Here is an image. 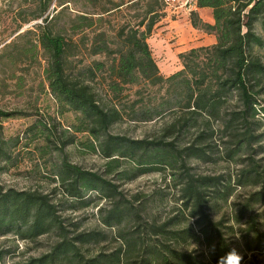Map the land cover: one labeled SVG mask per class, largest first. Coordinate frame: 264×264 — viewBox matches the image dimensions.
<instances>
[{
	"label": "trees",
	"instance_id": "16d2710c",
	"mask_svg": "<svg viewBox=\"0 0 264 264\" xmlns=\"http://www.w3.org/2000/svg\"><path fill=\"white\" fill-rule=\"evenodd\" d=\"M52 1L32 0L33 15L20 20L17 28L49 11ZM163 1L138 0L143 10L120 25L113 41L105 31L96 34L91 55L104 60L91 61V67L79 73L86 80L70 74L69 58L75 45L72 36L66 35L68 30L75 34L80 28L92 29L96 22L103 21V15L111 16L127 3L113 4L110 9L101 7L98 14L102 17L95 21L87 17H80L82 25L70 21V29L54 26L61 12L52 17L48 14L44 26L36 27L40 29L38 43L47 54L44 74L51 95L62 109L79 114L74 133H85L93 140L87 149L99 153L106 160V174L113 175L107 179L64 162L57 173L59 183L75 201L84 204L86 196L95 193L106 202L98 208V221L102 228L113 231L110 239L116 247L86 255L82 247L108 242V232H69L61 210L49 195L0 188V236L12 233L21 240L34 241L55 232L59 237L48 252L19 264H225L224 258L232 251L242 257L240 264H260L252 252L264 254L260 239L264 233L259 231L258 216L249 213L258 205L264 219V165L253 157L264 153L260 145L264 140V61L257 53L264 49V0H194L197 8L211 10L214 24L203 23L191 12V25L213 34L216 44L180 54L183 69L167 78L160 75L147 43L155 26L167 17ZM133 5H126V9ZM179 19L181 14L171 18ZM114 44L117 47H111ZM102 73H108L109 99H104L93 85ZM87 81H91V87ZM140 84L158 90L167 84L168 89L158 105L150 106V99L141 98L131 103L130 113H126L116 97L126 86ZM165 113H170L173 121L159 138L132 140L109 134L112 125L124 116L131 121L150 122ZM19 115L18 111L0 108V120ZM190 130H194L193 138L183 142L181 135ZM19 145L18 137L4 138L0 123V174L15 165L13 153ZM214 154L219 160L239 165L237 173H190L187 161L212 162ZM121 159L128 160L130 166L120 168ZM152 170H168L173 179L178 177L174 189L179 204L172 216L151 217L141 195L129 198L115 183ZM245 187L256 190L245 199L236 222L247 216L248 233L253 235L245 241L249 258L227 243L222 220L215 221L211 216L219 202H228L235 188ZM200 241L209 248L206 259L180 249L182 244ZM10 253L0 249V261Z\"/></svg>",
	"mask_w": 264,
	"mask_h": 264
},
{
	"label": "rangeland",
	"instance_id": "374dc122",
	"mask_svg": "<svg viewBox=\"0 0 264 264\" xmlns=\"http://www.w3.org/2000/svg\"><path fill=\"white\" fill-rule=\"evenodd\" d=\"M137 2L138 0H53L49 11L36 20L17 28L20 20L30 19V15H33L32 0H0V108L21 113L19 116L0 120L5 139L16 137L20 139V145L13 153L15 165L0 174V188L3 190L37 191L49 195L61 210V219L69 232L105 230L98 221V208L106 202L95 193H89L84 204L69 198L63 192L57 176L63 163L67 162L85 171L98 173L107 179H112L113 175L106 174V160L99 153L94 154L87 149L93 140L85 133H74L73 127L79 123V114L62 109L51 95L44 74L47 54L38 43L40 29L36 27L44 26L43 20L48 14H51L52 17L57 12H61L53 21L54 26L66 25V29H70V21H74L76 25H82L80 17H87L89 21L91 19L95 21L102 17L98 14L101 7L110 9L114 7L113 4L127 3L120 7L117 13H112L111 16L103 15V21L96 22L92 29L91 27L80 28L75 34L68 30L66 35L72 36L75 45L72 49L73 56L69 58L70 74L73 77L80 75L82 80H86L87 77L79 73L90 68L91 61L104 60L103 57L91 55V45L96 34L99 31H105L107 36L111 37L110 41H113L111 39L120 25L127 21L129 16L137 15L143 10L142 5ZM131 4L132 8L126 9V5ZM53 9H56V12L51 13ZM166 10V18L171 19L172 12L168 7ZM34 15H38V13ZM154 31L155 29L147 40L152 56L153 46L150 38ZM176 40H178L177 35L172 34L170 43H174ZM111 47L115 48L117 44ZM189 51L180 54H186ZM257 53L264 61V49L257 50ZM180 54H177V59L182 70ZM163 57L164 55L157 56L156 59L153 58L156 63H159ZM159 72L164 78L172 75L165 76L160 70ZM109 82L108 73H102L98 74V78L93 84L95 90L104 99H109L112 96ZM87 83L91 87V81H87ZM167 89V84L161 90L143 84L126 86L116 98L126 113H130L131 103L139 101L141 98H144L145 101L150 99V106L158 105ZM172 121L173 116L170 113H165L150 122L131 121L129 117L124 116L123 120L112 125L109 134L125 136L132 140H151L161 137L165 128ZM262 129L264 132V125ZM193 133L194 130H190L189 133L182 134L180 139L183 142L191 141ZM69 141L71 142L69 143ZM260 145L264 147V140ZM256 148L257 146H253V149ZM218 157L217 154L212 155L214 159L212 162L191 159L187 161V166L190 168V173L198 175H220L223 173L235 175L237 173L239 165L219 160ZM246 157L247 154L242 158ZM253 157L256 160L261 159L260 164L264 165V153L258 156L253 155ZM129 166L128 160L121 159L120 168L125 169ZM170 175L168 170H152L132 180L115 183L129 198L141 195L140 200L144 199L147 202V212L151 217L163 218L166 215H174L179 204L177 203V192L174 189L178 177L173 179ZM255 190L256 188L253 187L235 188L233 196L228 202H219L211 213L215 221L222 220L227 243L238 252L247 254L248 258L251 253L245 251V241L246 237L251 239L253 235L248 233L247 216L239 223L236 222V217L245 199ZM261 211V207L254 205L249 214L258 216L256 221L259 231L264 233V219L260 215ZM105 231L109 235L108 242L83 246L82 251L86 255L91 256L101 249L116 247V244L110 239L113 231ZM260 239L264 244V238ZM58 240L59 237L55 232H50L34 241L21 240L12 233L0 236V249L11 252L0 261V264H19L30 258L39 257L48 252ZM180 249L184 252L202 255L204 259L209 251L203 241L182 244ZM252 253L257 256L260 264L264 262V254L260 255L257 251Z\"/></svg>",
	"mask_w": 264,
	"mask_h": 264
},
{
	"label": "crops",
	"instance_id": "0c3cea01",
	"mask_svg": "<svg viewBox=\"0 0 264 264\" xmlns=\"http://www.w3.org/2000/svg\"><path fill=\"white\" fill-rule=\"evenodd\" d=\"M193 12L203 23L214 24L210 9L195 7ZM172 34L177 35L178 39L174 43H170ZM150 41L153 46V57L156 59L157 56L164 55L163 60L156 64L161 73L168 76L181 70L177 54L195 48L213 46L216 44V37L203 30L193 28L190 15H182V19L179 20L162 19L156 26Z\"/></svg>",
	"mask_w": 264,
	"mask_h": 264
},
{
	"label": "built area",
	"instance_id": "2783aa9c",
	"mask_svg": "<svg viewBox=\"0 0 264 264\" xmlns=\"http://www.w3.org/2000/svg\"><path fill=\"white\" fill-rule=\"evenodd\" d=\"M173 15H189L196 7L194 0H164Z\"/></svg>",
	"mask_w": 264,
	"mask_h": 264
},
{
	"label": "clouds",
	"instance_id": "9594fccd",
	"mask_svg": "<svg viewBox=\"0 0 264 264\" xmlns=\"http://www.w3.org/2000/svg\"><path fill=\"white\" fill-rule=\"evenodd\" d=\"M241 259L242 257L236 251H232L224 258L223 261L225 264H240Z\"/></svg>",
	"mask_w": 264,
	"mask_h": 264
}]
</instances>
